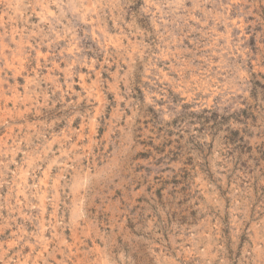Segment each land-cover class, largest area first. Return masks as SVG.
I'll return each instance as SVG.
<instances>
[{
  "label": "rangeland",
  "instance_id": "374dc122",
  "mask_svg": "<svg viewBox=\"0 0 264 264\" xmlns=\"http://www.w3.org/2000/svg\"><path fill=\"white\" fill-rule=\"evenodd\" d=\"M0 264H264V0H0Z\"/></svg>",
  "mask_w": 264,
  "mask_h": 264
}]
</instances>
